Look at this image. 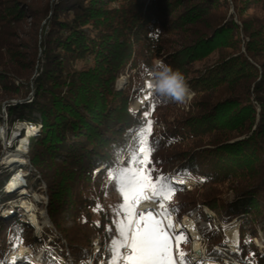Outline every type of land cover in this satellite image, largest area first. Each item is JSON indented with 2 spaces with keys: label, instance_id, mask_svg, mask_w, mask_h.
I'll use <instances>...</instances> for the list:
<instances>
[{
  "label": "trees",
  "instance_id": "1",
  "mask_svg": "<svg viewBox=\"0 0 264 264\" xmlns=\"http://www.w3.org/2000/svg\"><path fill=\"white\" fill-rule=\"evenodd\" d=\"M26 27V39L20 40ZM214 53L210 65L194 67ZM157 59L182 74L198 73L186 81L196 93L186 116L155 93L138 115L130 112ZM41 63L34 99L11 106L9 117L34 123L30 112L43 116V136L33 139L30 157L43 168L50 201L67 205L76 226L66 228L62 206L49 204L54 232L68 242L60 255L76 261L97 231L107 234L106 212L98 210L97 223L93 211L110 180L108 168L119 159L117 148L126 144L128 132L146 123L148 111L165 127L149 138L155 142L148 165L155 169L153 179L171 173L203 179L196 191L175 184L181 190L168 206L179 209L178 219L198 204L212 209L219 223L246 217L240 254L234 256L251 264L253 233L264 219V0H151L149 5L144 0H0L5 96L25 99ZM127 72H135L130 88L115 94L116 82ZM116 99L118 108L111 104ZM21 105L30 111H19ZM229 190L242 202L224 201L221 196ZM19 217L0 222V259L21 246L39 252L48 241L33 236ZM14 235L19 239L12 242ZM209 253L215 255L213 249ZM254 264H264V257Z\"/></svg>",
  "mask_w": 264,
  "mask_h": 264
},
{
  "label": "rangeland",
  "instance_id": "2",
  "mask_svg": "<svg viewBox=\"0 0 264 264\" xmlns=\"http://www.w3.org/2000/svg\"><path fill=\"white\" fill-rule=\"evenodd\" d=\"M144 1L148 5L151 2V0H144ZM43 24H44V22H43ZM29 29H30V27L25 28L26 33L21 35L20 40L26 39V34L29 31ZM123 43L124 42H121V44H123ZM40 44H41V39H39V45ZM115 45L118 46V43ZM173 49L176 50V47H173ZM216 55H217V53L212 54L211 56L202 60L201 63L200 62L196 63L194 65V67L199 68L202 66L203 67L206 66L207 64H209V62L214 61ZM40 58H41V56H40V52H39L38 59H40ZM157 61H161V60H158V59L155 60L154 64ZM84 67H85V64L83 62H80L79 68H84ZM42 68H43V63H41V65L36 64V70L33 72V75L31 76V79L33 82H32V86H31V91L28 94V96H30V94H32L33 95L32 98H34L35 80L39 76V73H41ZM133 74H135V72H131V73L127 72L119 78V80L116 82V86L114 88L115 94L120 93V92H125L126 90H128L130 88V80H131L130 76H133ZM183 74H184L183 76L185 78V81H189L198 75V73L195 71H189V73L186 72ZM149 78H150V75L145 79L144 92L142 93V96L140 98H138L136 100V102L130 106V112L134 113L135 115H138L142 110H144L145 104L149 101H152V99H153V93L154 92L152 89H148V87H147V85L149 83ZM188 86H189V89L191 92V98L183 104L175 103V105H174V110H175L176 114H178L179 116H186L192 110L193 102L196 98V93L190 88L189 84H188ZM149 92L152 93L151 97H149V95H148ZM10 100H21V98H9V97L5 96L4 92L2 91V89L0 87V110H3L4 107L8 104V102ZM117 100L118 99H116V101H113V103H111L116 108L119 107L117 105V103H118ZM7 106H9V105H7ZM7 106H6V108H7ZM109 109H111V108H109ZM113 109H114V107H113ZM18 110L21 112L27 111L26 113H28V111H30L29 107L25 106V105L19 106ZM9 111H10V107H8V110H7L8 116H10ZM29 115H31V117L35 120L34 121L35 124L39 123L42 125V129H41L40 134L37 138L42 137L43 136V123H44L42 114L39 111H33V112H30ZM15 117L17 118V116L15 115L12 118V121H11V118H9V122H10L9 125L10 126H14V122H15L14 120L16 119ZM148 119H151L153 121L152 132L155 131V129L156 130H164V128H165L164 125L162 123L156 124V122H154V120H153L152 115H150L148 117ZM134 135H135V131L128 132V134L125 136L126 144H124L120 148H117L119 159H123L126 161L127 153L125 150H126L128 144L130 142H134ZM235 141H238V140H235ZM33 142L34 141H31V143H33ZM231 143H233V142H231ZM31 145L32 144H30V148H32ZM1 148L2 147L0 146V150H1ZM30 148H29V151L27 154L28 166L24 169V171H25L24 174L26 175L27 183H28V190H27L28 193H27V196L26 195L25 196L28 197L29 200L22 201L23 197H21V199H18L20 193L18 195L13 194L12 195L13 197L10 196L8 198L5 196L2 197L0 195V202H2V203H0V222L3 221V222L8 223L12 219H14L18 213L20 216L19 219L22 220L21 221L22 223L26 224L29 227V230H31L33 236H35L39 240H43L44 238H47L48 241H46L45 247L43 249L41 248L39 250V252L35 253L33 247L31 248V247L21 246L17 250L8 252L5 257L8 260H11V257L18 255L20 253L21 249H26V251H28V252H26L23 257L27 256L30 260H32V262L34 260H37L38 262H40V264H45L43 262V259H47V264H57V262H62V264H72V263L73 264H81V261L85 258V255H87V258L92 261V264H95V261L99 262L100 260H104L105 259L104 245H105L106 234L102 233L100 231H97L92 236V238L90 239V243H89L90 248L83 250L82 256H80V257L78 256L79 258H77L76 261H74V260L68 261L63 255H60L59 252L65 251V247L68 245V242L64 239V237H62V236L58 235L56 232H54L55 231L53 228L54 224L52 223L50 216H49V212H48L49 204L52 203L56 207L62 206L63 210H62V216H61L62 218L61 219H62L64 226L66 228H73L75 226V224H74L73 219L70 217V215L68 213L69 207L67 205L61 204V203H59V204L56 203L57 199H56V201H50L53 199V196H52L51 191H50L51 189L48 188L47 182L43 178V175H45L43 172V168L41 170V169H38V167L34 166V163L30 157V154H31ZM101 171H102V168L99 169L96 172V174H99ZM0 174H1V172H0ZM170 176L171 177H177V178L180 177V176L176 175L175 173H171ZM195 178H193V180L192 179H190L188 181L185 180L184 184L179 183L182 180L177 181V183L180 184V187L185 192L200 190L204 184L201 183L202 180L199 181V179H201V178H196V179ZM2 186H3V182H2ZM53 190L55 191V189H53ZM100 198H101V200L98 203V205L100 206L99 211L106 212L108 219H110V225L108 226V228L113 227L111 224V221L115 218L114 208H115V206L122 203V196L116 190V186H115L114 182L109 180V182L105 186L104 194ZM221 198L226 202H236L238 200H240V201H238V204L242 202L241 201L242 198H235V194L230 190L228 192L224 193L221 196ZM11 199H13L14 201L6 202L5 205H8V207H5L4 202L7 200H11ZM26 201L31 202L35 205L33 210H31L30 212H27L24 208H22V205ZM140 205L138 206V209H139ZM11 206H13V207H11ZM191 212L192 213L188 218H184L182 220V224H183V226H186V224H191L190 227H191L192 231L194 232L195 237L191 236L190 237L191 241L189 240L190 242L187 241L188 239L186 240V242H182L180 244V249L183 250L187 254H190V252H191L190 255H193L195 257V259H197V261H199L201 259V256L194 255L192 252L193 246L197 240L200 243V248L203 247L202 253H203L204 258L209 257L208 253H209V250L211 248L213 250H215L216 255H212L213 261L211 262V264H225V263L221 262L220 257L222 255L231 257L230 255H232V253L235 251L233 249V247L228 244L229 242H228V232L227 231H229L235 225L236 220H235V222H233L232 224H229V225L222 224L223 227H221L219 225V222L217 221L216 213L212 209H210L209 207L198 204L194 209H192ZM6 213H9L10 215L8 217H6ZM207 215L209 216V218L215 217V219L210 218L212 221L209 222L207 219H205V218H207ZM93 216L92 217L96 220L97 223L100 222V220L102 218L100 212H98L97 210H94ZM237 221H238V223H240V226H242V227L245 223H248V220L246 217H243V218L239 217ZM242 227H241V230H242ZM256 227L257 228L261 227L264 230V219H260L258 221V223L256 224ZM247 229L248 230L250 229L249 225H248ZM204 233H206V235H204ZM219 237H221V244L215 243V239H217ZM54 240L56 242V243H54L55 245H53V243H52ZM201 243H202V246H201ZM173 244H174V253H175V251H176L175 240H173ZM59 248H60V250H59ZM206 249H207V252H206ZM46 250L49 251L48 253H46V254H48L49 258H45V256H44L45 255L44 252H46ZM238 251H240V248L238 249ZM200 253H201V251H200ZM52 257L56 258L55 261H53V260L49 261L50 259H52ZM253 257H255V258H253ZM233 258H234V256H233ZM251 258H252V261H250V263L254 264L255 259L262 258V257L260 255H257L256 250H255L254 256H251ZM17 264H20V262L17 261ZM25 264H27L26 261H25Z\"/></svg>",
  "mask_w": 264,
  "mask_h": 264
},
{
  "label": "snow or ice",
  "instance_id": "3",
  "mask_svg": "<svg viewBox=\"0 0 264 264\" xmlns=\"http://www.w3.org/2000/svg\"><path fill=\"white\" fill-rule=\"evenodd\" d=\"M147 87L152 89L150 83ZM148 95L151 97L152 93ZM143 115L149 117L151 113L145 111ZM152 129L153 121L147 119L145 124L136 129L134 142L128 144L126 161L117 159L108 168L109 179L122 196V203L114 208L113 227L107 229L105 238V259L100 260L99 264H211V254L205 259L203 253H199L201 259L197 261L193 255L180 249V244L186 242L187 237L176 232L173 217L179 209L169 207L168 203L175 192L181 189L175 187L174 178L157 175L153 179L152 172L155 169L148 168L155 150V142L149 139ZM143 201L155 203L157 207L146 213L139 211L138 206ZM99 208L97 205L94 210L98 211ZM10 231L19 232L20 229ZM18 239L14 235L12 242ZM55 259L52 257L53 261ZM17 261L20 264H25V261L33 264L27 256H13L11 260L4 257L0 259V264H17ZM81 264H92V261L85 255Z\"/></svg>",
  "mask_w": 264,
  "mask_h": 264
},
{
  "label": "bare ground",
  "instance_id": "4",
  "mask_svg": "<svg viewBox=\"0 0 264 264\" xmlns=\"http://www.w3.org/2000/svg\"><path fill=\"white\" fill-rule=\"evenodd\" d=\"M32 97L33 95L30 94V96H28L27 98L23 100L22 99L21 100H10L7 104L9 106L6 105L7 108L5 106L3 110H0V124H1L0 125V146L2 147L0 150V172H1L0 192L7 194L6 196L8 197L12 196L13 194L18 195L19 193L27 196L28 183H27L26 175L24 174L25 172L24 169L28 166L27 154L30 148V144H32L31 141H33L34 138H37L39 136L40 131L42 129V125L39 123L35 124L33 122L22 120L17 116V118L15 117L16 119L14 120L15 121L14 126H10L9 125L10 117L8 116L7 110H8V107H11V106L20 105L23 103H31ZM6 136H13L11 138V146L16 147L15 152H10L7 155H6ZM2 182H3V186H2ZM179 183L184 184L185 182L182 180V182H179ZM21 197L22 196H19L18 199H20ZM12 201L14 200L11 199V202ZM34 206L35 205L33 203L26 201L22 205V208H24L27 212H30L31 210H33ZM5 207H8V205H5ZM146 208H153V206L147 203L144 206V209ZM9 215H10L9 213H6V217H8ZM210 218L215 219V217H210ZM237 220L235 222V225L229 231H227L228 232V242H229L228 244L232 246L235 251H238L239 249L238 243H239V238H240V227H241L240 223H238ZM219 225L223 227L222 224L219 223ZM179 226L180 225H178V227ZM190 226L191 224H186V226L184 227L187 228L190 236L195 237L194 232L192 231ZM253 234L254 235L252 238V242L254 244L256 254L260 255L261 257H264V230L263 228L256 227V234L255 233ZM200 251H201L200 243L196 240L193 246L192 252L194 255H197V252H200ZM26 252H28L26 251V249H21L20 253L16 255V257H23ZM230 256L231 257L222 255L220 257L221 262L225 264H243L241 263L242 261L240 262V260L238 261L235 258H233V255H230ZM33 263L40 264V262H38L37 260H34Z\"/></svg>",
  "mask_w": 264,
  "mask_h": 264
},
{
  "label": "clouds",
  "instance_id": "5",
  "mask_svg": "<svg viewBox=\"0 0 264 264\" xmlns=\"http://www.w3.org/2000/svg\"><path fill=\"white\" fill-rule=\"evenodd\" d=\"M149 83L153 92L163 99L183 104L191 98V92L183 74L163 61H157L153 65Z\"/></svg>",
  "mask_w": 264,
  "mask_h": 264
},
{
  "label": "built area",
  "instance_id": "6",
  "mask_svg": "<svg viewBox=\"0 0 264 264\" xmlns=\"http://www.w3.org/2000/svg\"><path fill=\"white\" fill-rule=\"evenodd\" d=\"M13 136H6V155L10 152H15L16 151V147H12L11 146V138ZM201 246H202V243H201ZM202 249L203 247L201 248V253H202ZM250 261H252V258L250 257ZM253 263V262H252Z\"/></svg>",
  "mask_w": 264,
  "mask_h": 264
}]
</instances>
